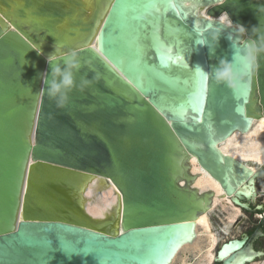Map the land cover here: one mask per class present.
I'll return each mask as SVG.
<instances>
[{
	"label": "water",
	"instance_id": "water-1",
	"mask_svg": "<svg viewBox=\"0 0 264 264\" xmlns=\"http://www.w3.org/2000/svg\"><path fill=\"white\" fill-rule=\"evenodd\" d=\"M146 2L0 0V264H169L215 195L193 184V157L233 204L262 216L252 235L222 242L216 263L264 254L254 246L264 233V204L255 201L264 164L255 171L219 146L264 115V52L238 92L209 78L202 113L187 103L197 67L211 73L233 62L258 39L253 27L264 31L256 8L264 0H157L156 17H121L123 4ZM224 13L247 33L221 23ZM209 25L223 30L214 52L198 42ZM73 52L77 87L58 108L42 76L50 81ZM93 175L119 193L110 219L85 209Z\"/></svg>",
	"mask_w": 264,
	"mask_h": 264
},
{
	"label": "bare ground",
	"instance_id": "bare-ground-1",
	"mask_svg": "<svg viewBox=\"0 0 264 264\" xmlns=\"http://www.w3.org/2000/svg\"><path fill=\"white\" fill-rule=\"evenodd\" d=\"M201 13L206 14V8L202 9ZM220 17H222V15ZM219 146L225 153L245 162L257 171L260 166L264 164V115L254 118L253 125L249 131H236L231 137L225 141H221ZM191 161L192 171L198 174L193 184L198 187L200 191H206L208 189L215 190L212 208L202 213L196 219L194 235L196 238L200 232L203 231L209 234V241L205 254L206 261L204 264H215L216 253L222 244V239L216 235L212 228L210 217L212 215V209L221 199H225V201L227 200L229 203L233 202L225 195L219 181L200 166L195 157H193ZM256 190L257 195L255 196V201H257L258 196H264V182L259 186L257 185ZM118 199L119 193L112 182H107L98 175L90 176L84 188V206L90 215L99 219H110L117 209ZM233 206L236 210L230 219L235 221L239 214L242 213V210L235 204H233ZM119 226L117 228L118 231L120 230ZM201 228H204V230L202 229L203 231H201ZM195 238L192 241L183 243L169 264H174L180 251L190 243H193ZM261 264H264V261L261 262Z\"/></svg>",
	"mask_w": 264,
	"mask_h": 264
},
{
	"label": "clouds",
	"instance_id": "clouds-1",
	"mask_svg": "<svg viewBox=\"0 0 264 264\" xmlns=\"http://www.w3.org/2000/svg\"><path fill=\"white\" fill-rule=\"evenodd\" d=\"M256 8L258 13L264 14V4H258ZM220 20L221 23H226L227 27H235L240 35L247 33V29L244 26L233 25L228 13H224ZM222 31L220 28H213L212 25H209L207 36L200 40L199 43L208 44L210 51L214 52L213 46L218 45ZM252 32L258 33V39L246 42L242 48L237 49L233 62H229L226 59L221 60L219 67L214 68L211 73L205 72L200 67H197L196 71L202 73L206 79L212 78L217 84L227 85L234 92H238L242 87L244 76L257 64L259 53L264 52V31L261 30L260 24L259 27H253ZM241 51L243 54H241ZM56 59L53 56L50 63L55 62ZM65 65V67H61L57 64L52 68V79L50 81L47 79V73L42 76L43 80L49 85L46 89V94L50 99H55L58 108H64L69 103V94L77 87L73 70L79 71L82 66L81 62L76 58L75 52L65 56ZM238 65L239 68L237 67ZM94 79H98V75L93 76L92 79L83 78L78 86L79 90L84 91L90 87ZM101 264H103V261H101Z\"/></svg>",
	"mask_w": 264,
	"mask_h": 264
},
{
	"label": "rangeland",
	"instance_id": "rangeland-1",
	"mask_svg": "<svg viewBox=\"0 0 264 264\" xmlns=\"http://www.w3.org/2000/svg\"><path fill=\"white\" fill-rule=\"evenodd\" d=\"M263 182L264 180H259L258 186ZM260 203L264 204V196L258 197L256 204ZM235 210L233 203H229L225 199H221L212 209V215L210 216L212 228L216 235L222 239V242L228 238L242 237L245 233L257 228L262 221V216L259 212L251 213L242 209V213L239 214L237 220L232 221L230 218ZM202 229L204 230V228H201V231H203ZM208 238V233L200 232L193 243H190L180 251L174 264H204ZM254 246L257 250H261L264 253V233L254 240ZM263 261L264 254L257 257L253 262H249V264H261ZM215 264L220 263L215 262Z\"/></svg>",
	"mask_w": 264,
	"mask_h": 264
},
{
	"label": "snow or ice",
	"instance_id": "snow-or-ice-1",
	"mask_svg": "<svg viewBox=\"0 0 264 264\" xmlns=\"http://www.w3.org/2000/svg\"><path fill=\"white\" fill-rule=\"evenodd\" d=\"M113 7L115 8L116 5H114ZM168 8H175V5L172 3H164V9L167 10ZM160 11H161L160 4L157 3V0H148V2L146 3L123 4L121 17L123 18L125 14L129 12L132 13L133 19L137 18V14L144 16V17H147V16L156 17V14L160 13ZM153 22L155 23L156 20L154 19ZM157 43H159V41H157ZM97 51H99V49H97ZM113 67L115 68V65H113ZM117 71H119V69H117ZM198 77L199 79L197 81V87L196 89L193 90V92L189 96L187 103L190 104L192 107H194V109L197 112L202 113L203 111L202 104L204 102L205 93L207 91V86H206L207 79L204 77L202 73H198ZM129 83H131V81H129ZM247 91H248L247 87L245 86L241 92V95L246 97ZM178 107L181 110L180 113H178L179 115V114H182L184 105L181 104ZM249 195H251V193H249ZM236 246L238 247L239 245H236ZM67 251L75 252L76 249L68 248Z\"/></svg>",
	"mask_w": 264,
	"mask_h": 264
},
{
	"label": "flooded vegetation",
	"instance_id": "flooded-vegetation-1",
	"mask_svg": "<svg viewBox=\"0 0 264 264\" xmlns=\"http://www.w3.org/2000/svg\"><path fill=\"white\" fill-rule=\"evenodd\" d=\"M253 207H254V205H253ZM252 213H254V212H252ZM262 228H263V230H264V224L262 225ZM256 229H257V228H255L253 231L248 232V234H249V235H252Z\"/></svg>",
	"mask_w": 264,
	"mask_h": 264
}]
</instances>
